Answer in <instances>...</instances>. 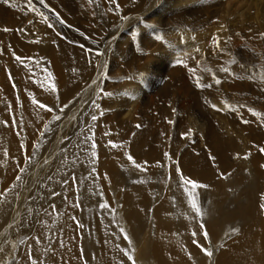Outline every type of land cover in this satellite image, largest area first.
<instances>
[{"label": "bare ground", "instance_id": "obj_1", "mask_svg": "<svg viewBox=\"0 0 264 264\" xmlns=\"http://www.w3.org/2000/svg\"><path fill=\"white\" fill-rule=\"evenodd\" d=\"M99 1L17 0L27 30L0 13V264H264V0ZM51 89L80 94L70 132Z\"/></svg>", "mask_w": 264, "mask_h": 264}, {"label": "rangeland", "instance_id": "obj_2", "mask_svg": "<svg viewBox=\"0 0 264 264\" xmlns=\"http://www.w3.org/2000/svg\"><path fill=\"white\" fill-rule=\"evenodd\" d=\"M93 1H98V3H100V1L99 0H93ZM235 1L236 0H230V1H228V2H230L229 3V5L231 6V5H234L235 4ZM154 2H156L157 3V0H145V3L143 4V9H142V12L141 13H143V12H145L146 10H148V9H151V8H154L155 6H156V4L154 3ZM15 3V4H14ZM16 3H19V4H16ZM111 3H114V6L117 8V9H119L120 8V5H119V3H118V0H109L107 3H106V5H107V7L108 8H110V4ZM45 4V3H44ZM17 5V6H16ZM19 5V6H18ZM46 5V4H45ZM155 5V6H154ZM47 7H49L48 5H46ZM93 6H94V4H93ZM150 6V7H149ZM17 7V8H16ZM148 7V8H147ZM9 10H11V11H9ZM14 10V11H13ZM2 11H4L5 12V16H3L6 20H10L11 18H12V16H18L19 17V19H18V21H19V26L21 27V28H24V30H27V29H29L28 28V26L31 28V26H33V20H34V18L32 17V16H30L29 15V13L28 12H26V10L25 9H23V7H22V5H21V2H17V0H7V3H5V6L3 7V9H0V13L2 12ZM17 14H16V13ZM45 14V13H44ZM104 12L101 14V16H97L98 17V19H99V22H103V21H106V16H104ZM112 14H114V15H116V13H114L113 11H112ZM9 15V16H8ZM46 15V17H47V19H49L48 20V24L49 25H51V28L53 29V31H54V24H53V21H52V19L47 15V14H45ZM52 15L57 19V20H59L60 22H61V20L57 17V15L55 14V13H52ZM216 16V15H215ZM220 16V17H219ZM218 17V18H217ZM217 17H216V19H218V20H222L224 17H226V15H224L223 13H218V15H217ZM32 19V20H31ZM122 19V18H121ZM124 21V23L125 24H127L129 27H130V25H132L130 28H131V32H137L138 33V36H139V38L141 39V37H142V32H141V30H145L144 29V27H146L145 25H144V27L142 28L141 27V25L140 24H136V23H134V21H133V18H129V19H126V17L124 18V19H122L121 20V22H123ZM126 21H127V23H126ZM2 22V21H1ZM0 22V23H1ZM92 24H90L89 23V25L93 28V22H91ZM63 25H67L64 21H63V23H62ZM134 24V25H133ZM136 25H138V26H140L139 27V29H138V26H136ZM27 26V27H26ZM111 26H113L114 27V25L113 24H106V26H103L104 27V29H105V34H108L109 33V29L111 28L112 30H113V27H111ZM135 26H136V28H137V30L135 29ZM2 27V26H1ZM140 28H142V29H140ZM185 27H180V28H178L179 30H176V31H174V32H172V34L173 35H175V37H177V38H181V37H187V36H185V35H187L188 34V36H190V38H191V40H194L196 43H199L200 44V42H201V40H205L206 38H208L210 35H211V33H215V31H211V29L210 28H208V26L205 28V29H198V30H196V29H188V28H186V29H184ZM78 29V30H77ZM110 29V30H111ZM147 29V28H146ZM184 30H186V31H184ZM206 30V31H205ZM208 30V31H207ZM165 31V32H164ZM164 31H158V32H156V35H158V36H154V38H153V41L155 40L156 41V45L152 48V50H154L155 51V54H157L156 56H159V54H161L162 52L161 51H163V50H165V48L167 47V49L169 48H171V44L170 43H166L165 42V39L163 38V37H165L166 36V34H168L169 33V31H166L165 29H164ZM184 33H183V32ZM191 31H192V33H191ZM0 32H2V31H0ZM75 32L76 33H74V34H76L77 35V39H82L84 42H87V41H90L89 40V35H88V31H86V29L85 28H83V27H81V28H76V30H75ZM140 32V33H139ZM160 32V34H158ZM162 32V33H161ZM189 32H190V34H189ZM197 32H199V34L197 33ZM201 32V33H200ZM161 34H162V36L163 37H161ZM165 34V35H164ZM185 34V35H184ZM192 34V35H191ZM60 35V34H59ZM213 35V34H212ZM41 36H42V34H41ZM203 36V37H202ZM161 37V38H160ZM202 39H201V38ZM161 40H160V39ZM201 40H200V39ZM151 40V39H150ZM158 40V41H157ZM160 40V41H159ZM41 41H42V38L41 37H37V39L35 40V42L33 43V45H40V43H41ZM101 42H102V40L99 42V44L100 45H98L99 46V49L97 50L98 52H100L101 54H100V58H103V60H102V62H103V68L101 69L100 67H99V71L100 70H106V68L107 69H109L110 68V65H111V60H109V58H107L104 54H105V51H106V49H105V44L102 42V44H101ZM91 43V42H90ZM157 43H160L159 44V47H156V46H158V44ZM176 44H175V48L177 49V46H178V44H179V42H175ZM84 44H86V43H84ZM173 45H174V43H172ZM208 44V43H207ZM87 45V44H86ZM161 45H162V47H161ZM172 45V46H173ZM180 45H181V43H180ZM209 45V47H210V44H208ZM220 46L219 45H216V46H213V51H214V54L215 55H217L218 53H219V50H220V48H219ZM93 48V47H92ZM173 48H174V46H173ZM159 49V50H158ZM161 49V50H160ZM163 49V50H162ZM157 51V52H156ZM161 52V53H160ZM159 53V54H158ZM145 57V56H144ZM147 57V56H146ZM146 57L144 58V63L142 62V65H146L147 64V59H146ZM156 61V60H155ZM101 61L99 60V63H100ZM146 62V63H145ZM106 65H108V67H106ZM105 66V67H104ZM196 67H197V69H198V65H196ZM96 70H98V67H97V69ZM198 71L200 72V73H203L201 70H199L198 69ZM250 72H253V73H255V74H259V73H262V70L260 69V68H251V71ZM102 72H100V74H101ZM189 76H193V77H201V76H197L196 74H194V73H187ZM182 76V75H181ZM167 79H169V77L166 75L165 76ZM183 78L185 77V76H182ZM186 78V77H185ZM215 81H219L218 80V77H216L215 79H214ZM93 84V86H91L92 84ZM174 83H175V81H174ZM254 82H250V84H253ZM91 84V85H90ZM90 84L89 85H87L86 86V89H84V90H87L88 88V90H87V92H84V90H83V94L85 95V97L87 96V95H89V94H91L92 92H93V90L94 89H92L93 87H94V83L91 81L90 82ZM92 87V88H91ZM92 92H91V91ZM80 91H82V89L80 90ZM51 92H52V96H53V102H57L54 106H56L57 107V109H59V111H60V113H59V116L58 117H61L62 118V120H61V126L62 127H66V126H68V128L70 129L69 130V132L71 131V130H73L74 128H75V126H76V123L75 122H78V121H76V119H75V117L73 118V122L74 123H72V125H68L67 123H68V119L70 118V117H72L74 114H75V112L78 110V106H76V104H77V102H76V100H77V98L80 96V94H76L73 98H71L68 102H66V103H64V104H62L61 102H59L58 101V99H57V92H55L54 91V89H51ZM84 95H82V96H84ZM84 98V97H83ZM51 112H53V119H58V117H56V115H55V113H57V112H54V111H52V110H50ZM68 116V117H67ZM51 122H52V120L50 121V122H47L46 123V126H45V130L44 131H42L41 132V134H40V136H39V138H38V140H37V142H35V144H34V151L35 150H39L40 148H42V146H43V144H44V139H45V135H46V133H47V131L51 128ZM60 123H59V125H60ZM74 124H75V126H74ZM73 126H74V128H73ZM72 127V128H71ZM185 127V129H186V132L188 131V129H187V127L186 126H184ZM58 131V130H57ZM57 138V137H56ZM54 139L55 141L57 140V139ZM60 141L62 140V139H59ZM51 141H53V139H48V141H47V143L45 144V146H44V148H43V150L44 149H48V147H51L50 148V150H52V146L54 147V146H56V143H57V141L56 142H54L53 141V143L51 142ZM55 143V144H54ZM51 144V145H50ZM49 151V150H48ZM46 152V150H45V152H46V154L47 153H49V152ZM33 152V151H32ZM31 152V153H32ZM45 153H41L39 156H37V158L38 157H41V156H43ZM29 157H30V155H29ZM26 178H25V180H26V182L27 183H29V179H31V175H28V174H26Z\"/></svg>", "mask_w": 264, "mask_h": 264}, {"label": "snow or ice", "instance_id": "obj_3", "mask_svg": "<svg viewBox=\"0 0 264 264\" xmlns=\"http://www.w3.org/2000/svg\"><path fill=\"white\" fill-rule=\"evenodd\" d=\"M5 2H7V0H5ZM89 2L91 3L92 0H89ZM40 3L43 4V3H44V0H40ZM45 20H47V17H45ZM61 23H63V21H61ZM49 26L51 27V25H49ZM5 31H7V29H5ZM17 59H20V58L17 57ZM41 107H43V105H41ZM92 118H93V119H96L95 116H93ZM58 119H59V117H58ZM138 127H139V126H138ZM113 147H115V145H113ZM260 151H261V152H264V148L260 149ZM128 158H129L130 160L132 159L131 156H129ZM133 162H134V161H133ZM134 163H135V162H134ZM189 181H190V180H189ZM199 186H200V187H205V186H203V185H199ZM193 235H195V233H194ZM205 236H207V233H205ZM206 254L209 255V256L212 255L211 252H207Z\"/></svg>", "mask_w": 264, "mask_h": 264}]
</instances>
